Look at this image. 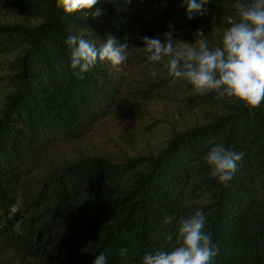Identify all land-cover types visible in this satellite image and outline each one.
<instances>
[{
	"label": "trees",
	"instance_id": "1",
	"mask_svg": "<svg viewBox=\"0 0 264 264\" xmlns=\"http://www.w3.org/2000/svg\"><path fill=\"white\" fill-rule=\"evenodd\" d=\"M235 3L209 0L187 19L184 0H99L72 14L55 0H0V264H94L101 253L143 264L196 210L218 249L210 264H264V103L195 94L142 50L141 37L193 43L197 29L219 46ZM70 35L97 46L114 36L127 60L80 79ZM217 143L243 153L226 184L204 161Z\"/></svg>",
	"mask_w": 264,
	"mask_h": 264
},
{
	"label": "clouds",
	"instance_id": "2",
	"mask_svg": "<svg viewBox=\"0 0 264 264\" xmlns=\"http://www.w3.org/2000/svg\"><path fill=\"white\" fill-rule=\"evenodd\" d=\"M99 0H55V7L65 14L88 12ZM187 19L195 14H204L209 0H184ZM238 19L222 34L219 46L209 47L202 30L197 29L193 43L174 40L171 33L165 39L141 37L143 52L153 65L163 62L172 82L185 81L195 94L216 93L217 98H227L249 109L259 108L264 103V0H236L234 4ZM93 18L102 15V10L91 12ZM70 49V66L75 75L83 79L98 62L107 61L119 68L128 57L129 45L120 43L116 37L107 36L97 46L79 35H70L65 41ZM167 58V59H165ZM155 76L156 72L153 71ZM243 153H237L217 143L204 157L210 167V177L226 184L237 170V162ZM175 218L164 220L171 225ZM205 214L196 210L187 218H180L175 226V236L169 235V247L143 257V264H210L218 249L213 247L211 234L204 231ZM127 254L126 248L120 255ZM94 264H107L101 253Z\"/></svg>",
	"mask_w": 264,
	"mask_h": 264
},
{
	"label": "rangeland",
	"instance_id": "3",
	"mask_svg": "<svg viewBox=\"0 0 264 264\" xmlns=\"http://www.w3.org/2000/svg\"><path fill=\"white\" fill-rule=\"evenodd\" d=\"M13 21H8L7 23H12Z\"/></svg>",
	"mask_w": 264,
	"mask_h": 264
}]
</instances>
